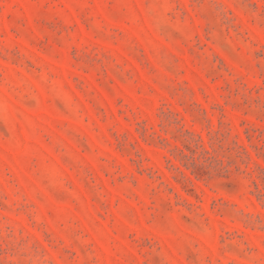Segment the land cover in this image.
<instances>
[{
  "label": "rangeland",
  "instance_id": "374dc122",
  "mask_svg": "<svg viewBox=\"0 0 264 264\" xmlns=\"http://www.w3.org/2000/svg\"><path fill=\"white\" fill-rule=\"evenodd\" d=\"M0 264H264V0H0Z\"/></svg>",
  "mask_w": 264,
  "mask_h": 264
}]
</instances>
